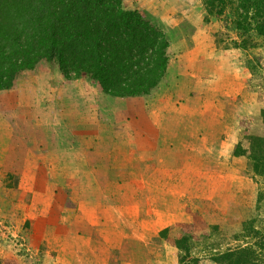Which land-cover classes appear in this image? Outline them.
<instances>
[{
    "label": "rangeland",
    "instance_id": "obj_1",
    "mask_svg": "<svg viewBox=\"0 0 264 264\" xmlns=\"http://www.w3.org/2000/svg\"><path fill=\"white\" fill-rule=\"evenodd\" d=\"M241 1L121 0L124 10L137 11L165 34L167 67L148 94L108 96L113 100L102 104V113L96 105L95 86L66 80L45 62L22 72L13 88L0 91V105H6L0 118L30 123L33 134L37 129L33 123L61 117L60 126L52 130L57 140L69 131L80 132L78 139L91 138L101 151L97 154L121 171L114 176L119 185L107 192L106 198L114 201L122 195L123 205H135L137 219L148 220V224H129L131 235L122 243L125 246L128 242L129 248L120 256L113 251L109 256L113 264L115 258L116 264H215L214 256L219 253L263 240L264 177L253 171L247 137L264 136L260 118L264 109V3L263 10H256L241 6ZM196 40H205L206 51L210 43L214 47V72L197 74L190 87L180 84L179 76L187 80L188 76L182 75L191 71ZM196 53L206 54L201 44ZM179 84L180 92L173 95L172 88ZM185 88L191 92L186 96L182 93ZM98 112L100 117L95 115ZM96 118L112 125L108 130L103 125H85ZM137 126L144 139L148 135L149 145L135 140L133 129ZM157 134L165 137L159 142ZM196 136L200 142L193 141L184 149L185 142ZM156 141L162 150L153 149ZM168 143L173 150L165 149ZM102 157L94 158L97 171ZM43 173L37 170L38 189ZM103 173L105 170L100 173L102 179ZM17 184L18 179L9 172L0 174V261H99L103 255L85 253L92 246L81 241L75 255L71 244L74 231L66 224L67 212L62 211L64 199L76 198L79 193L85 198L89 196L87 189L73 187L71 192L69 188L64 198L53 197L49 212L32 208L30 212L31 194L20 195ZM17 198H24L25 208ZM243 225L251 230L244 231ZM135 257L142 263L133 261ZM99 262L107 264L108 260Z\"/></svg>",
    "mask_w": 264,
    "mask_h": 264
},
{
    "label": "trees",
    "instance_id": "obj_2",
    "mask_svg": "<svg viewBox=\"0 0 264 264\" xmlns=\"http://www.w3.org/2000/svg\"><path fill=\"white\" fill-rule=\"evenodd\" d=\"M263 3L242 0L241 6L263 10ZM167 48L165 34L137 11L124 10L121 0H0V91L45 62L66 80L88 82L110 97L146 95L166 71ZM260 118L264 124V109ZM247 138L253 171L264 177V136ZM213 260L264 264V237Z\"/></svg>",
    "mask_w": 264,
    "mask_h": 264
},
{
    "label": "crops",
    "instance_id": "obj_3",
    "mask_svg": "<svg viewBox=\"0 0 264 264\" xmlns=\"http://www.w3.org/2000/svg\"><path fill=\"white\" fill-rule=\"evenodd\" d=\"M196 42L195 48L193 49L196 56L191 63V74L187 73L182 75L188 76L187 80L185 78L181 80L182 78L179 76L181 81L180 84L187 83L190 87L193 86L194 77H197V74L214 72L212 71L213 64L211 62V58L215 56L214 47H212L210 43V45H207L208 50L206 51L205 40H203L202 43L199 40H196ZM200 44L203 46V51L206 52V54H204L205 57H203V53L201 55H197L196 53ZM205 68L208 71H204ZM180 84L178 87L172 88L171 93L173 95L180 92L178 91L181 90L179 88ZM17 90H20V88ZM186 92H188L187 94L191 93L188 90L186 91L185 88V91L183 90L182 93L185 95ZM184 95L183 97L186 96ZM112 100L113 99L96 89V105L100 107L101 113L105 110L102 104L106 106ZM115 105L119 108H123V105L119 103H115ZM0 108V113L4 114L6 105H0ZM101 113L98 112L95 115L100 117ZM7 118L8 117H6V120L3 119V117L0 118V174L9 172L12 177L14 176V178L18 179L17 187L20 195L31 194L32 198H30L31 201L28 207L29 211L31 210L30 212H32V209L49 212L48 210L52 207L53 197L59 195L64 198L68 195L69 188L71 192L73 187L87 189L86 192L89 196L86 195L84 198V196L79 193V197H72L69 200L64 199L63 201L65 210L63 209L62 211L64 213L67 212L65 216L66 224L70 230L74 231L72 232L71 244H73L75 255H78L80 252L78 248L80 247L79 241H81L85 243V245L92 246V248L89 247V250L86 249L84 251L85 253L90 252L89 254L95 257L97 255H103L99 258V261L105 258L106 262L108 260L107 264H113V258H109V256L113 255V251L120 256L122 250H128L129 243L127 242L125 246L122 245V243L123 240L131 235V229L128 228L130 226L129 224L139 221L137 219L138 210L134 208L136 206L123 205L120 198L122 195H120V197L117 195L114 201L110 198H106L107 192L116 190L115 188L119 185L117 179H114L116 173H121L117 167H113L117 165L107 164V159H103L102 155L97 154V152L101 151L99 147H97L98 145L93 144L91 138L78 139L76 136H78L80 132L75 130L69 131L63 138H58L57 140L56 138L58 135L52 130L60 126L61 117H58L57 121L46 118V120L42 119L40 122L33 123V126L37 127L33 134L29 132L32 128V124H26L25 122L22 123L20 120ZM69 119H71V117ZM6 121H8L10 126L7 125ZM110 122L111 121L96 118L95 121H91L90 124L85 125L93 128H101L100 125H103L106 126L108 130L112 125ZM70 125L71 120H69L68 127ZM45 128H47V132L44 131ZM75 129L77 128L75 127ZM186 129L187 128L183 130L185 131ZM156 130L158 131V129ZM133 131L135 140H139L140 142L144 140L142 143L143 145H149L151 143L148 139V135L147 138L144 139L143 135L139 132L138 126L135 127ZM161 132L163 131H158L160 134ZM187 132L189 133L190 129L187 130ZM18 133L19 135H17ZM160 134H157L159 138L157 140L159 142L165 137ZM199 138V136H196L194 140H187L188 142H185L184 149L188 144L191 146V143H194L193 141L200 142L198 140ZM175 144L176 143H174V145ZM167 146L168 147H165V149L168 151L174 148L170 143H168ZM162 148L163 147L156 141L155 148L153 149L162 150ZM153 149L150 150L154 151ZM173 153H175V151H173ZM95 156L102 157L98 162L101 166L99 171L94 168V166H99L95 165ZM37 170L45 173L41 176L40 182L42 185L39 189L38 186H36L38 185L36 181ZM102 170H105L103 179L100 174ZM83 174H85V176ZM70 179L77 181L73 183ZM80 197L84 199H80ZM2 200L5 199L2 197ZM17 200L20 204L24 205V208L26 207L25 205H27V202L24 198H17ZM77 212L81 214L82 218L79 219ZM146 221L148 220H140L134 227L148 224ZM131 227L134 228L133 226ZM94 242H98L100 246L96 247V244H93ZM126 260L127 262L130 261V259L128 260L127 258ZM132 260L142 263L140 257H138V259L135 257ZM99 261L93 263L100 264L101 262ZM83 264H89V261Z\"/></svg>",
    "mask_w": 264,
    "mask_h": 264
}]
</instances>
